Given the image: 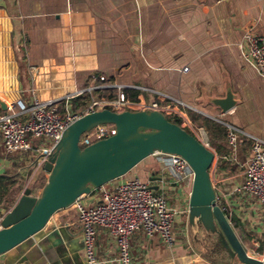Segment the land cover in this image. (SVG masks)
Here are the masks:
<instances>
[{
  "label": "crops",
  "instance_id": "crops-1",
  "mask_svg": "<svg viewBox=\"0 0 264 264\" xmlns=\"http://www.w3.org/2000/svg\"><path fill=\"white\" fill-rule=\"evenodd\" d=\"M248 30L264 34V0H0V100L63 98L76 88L99 84V76L109 73L105 74L109 89L116 94L123 90L135 108L156 102L180 123L204 129L215 155L209 173L217 201L227 206L247 252L250 245L254 250L255 241L262 251L260 203L236 191L245 178L254 139L264 142V80L239 54V42ZM226 82L236 104L222 112L208 97L224 96ZM63 104L79 106L74 98ZM214 123L225 127L224 134L214 132ZM228 129L235 133L234 145L227 141ZM29 156L5 153L0 133V216L26 187L38 194L47 180L43 166L30 167ZM163 169L152 155L126 175L150 180L179 210L174 216V244L137 231L129 237L130 264L227 260L211 252V236L188 221L191 180L161 186ZM17 172L23 174L22 186L15 183L18 188L5 198L6 183ZM83 251L73 204L56 211L42 230L0 255V264H87ZM94 254L93 264H120L115 240L103 228L95 235Z\"/></svg>",
  "mask_w": 264,
  "mask_h": 264
},
{
  "label": "built area",
  "instance_id": "built-area-1",
  "mask_svg": "<svg viewBox=\"0 0 264 264\" xmlns=\"http://www.w3.org/2000/svg\"><path fill=\"white\" fill-rule=\"evenodd\" d=\"M239 50L243 62L264 80V34L245 31L239 42ZM182 70L186 71L187 67ZM99 82L94 86L76 88L63 98L41 100L32 96L29 100L19 97L6 102V108L0 113L4 152L29 154L30 167L36 170L47 161L67 126L83 114L103 108L116 112L138 110L120 88L113 98L102 95L111 87L105 75L99 76ZM98 93H101L99 97ZM66 98L78 99L79 106L69 107L63 104ZM145 108L158 109L164 114L167 112L156 102ZM167 113L165 115L171 114ZM180 125L189 128L193 135L208 147L202 127L193 128L183 122ZM114 133V124H99L81 135L79 145L85 146ZM227 141L230 145H234L236 141L235 133L231 129L227 131ZM154 155L164 165L159 178L161 186L179 183L185 178L192 179V170L181 156L160 152ZM118 179L116 184L106 183L74 202L87 264H93L96 260L94 238L99 228L107 230L114 238L120 264L131 263L129 237L137 231H141L148 238L155 237L168 246L174 244V216L179 210L170 203L163 189L153 188L150 180H142L137 176H122ZM28 184L29 180L27 186ZM236 191L248 193L256 198L264 219V142L260 139H254L252 143L251 155L246 162L245 178ZM218 204L227 213V206L219 202ZM2 217L0 216V228ZM253 245L255 251H260L259 241H255ZM261 252L264 254V239Z\"/></svg>",
  "mask_w": 264,
  "mask_h": 264
},
{
  "label": "water",
  "instance_id": "water-1",
  "mask_svg": "<svg viewBox=\"0 0 264 264\" xmlns=\"http://www.w3.org/2000/svg\"><path fill=\"white\" fill-rule=\"evenodd\" d=\"M208 102L222 112L235 104V94L226 82L224 96H209ZM0 107L6 108L0 100ZM112 123L115 133L85 146L82 134L99 124ZM181 156L192 170L188 198V221L211 236L210 251L227 260L220 264H264V257L250 255L237 236L228 216L217 202L209 169L214 152L184 127L168 120L158 109L93 110L78 117L63 131L43 168L47 180L38 194L26 187L17 202L3 215L0 255L44 228L58 210L67 208L82 195L125 176L155 153ZM158 179V177H157Z\"/></svg>",
  "mask_w": 264,
  "mask_h": 264
},
{
  "label": "rangeland",
  "instance_id": "rangeland-1",
  "mask_svg": "<svg viewBox=\"0 0 264 264\" xmlns=\"http://www.w3.org/2000/svg\"><path fill=\"white\" fill-rule=\"evenodd\" d=\"M99 73V72H98ZM106 75H108L109 73H105ZM104 74V75H105ZM96 75H99V74H96ZM103 75V74H102ZM109 76V75H108ZM83 83V86H86L85 84L87 83V81H83L82 82ZM115 91H113V90H111V89H108L107 91H105L102 95H104V96H110L111 98H113L114 96H115ZM101 95V93H98L97 94V96L99 97ZM126 177H129V176H127L126 175ZM12 180L10 181V182H8V183H6V189H7V191H6V196H5V198H7L14 190H16L17 188H18V185L17 184H15V183H17L18 182V184H19V186L21 187L22 186V180H24V177H23V174L20 172V173H16V175H14V176H12ZM27 185V184H26ZM28 186H29V184H28ZM258 250H260V249H258ZM255 252H257V251H255V248H254V250H252V247H251V245L249 246V250H248V253L250 254V255H252V256H255V257H264L263 255V253L261 252V250L260 251H258L257 253H255Z\"/></svg>",
  "mask_w": 264,
  "mask_h": 264
},
{
  "label": "trees",
  "instance_id": "trees-1",
  "mask_svg": "<svg viewBox=\"0 0 264 264\" xmlns=\"http://www.w3.org/2000/svg\"><path fill=\"white\" fill-rule=\"evenodd\" d=\"M134 96L136 95V92L133 94ZM134 96H132L131 98H133ZM168 120L171 121V122H175L177 124H180V119L178 116L176 115H173V116H168L166 115ZM213 127V130L214 132H216V134L220 135V134H224V131H225V127L222 126L221 124H218V123H214L212 125ZM190 134H193L188 128H185ZM227 214V213H226ZM233 224V222H232Z\"/></svg>",
  "mask_w": 264,
  "mask_h": 264
}]
</instances>
